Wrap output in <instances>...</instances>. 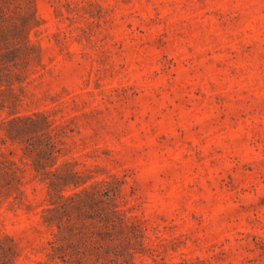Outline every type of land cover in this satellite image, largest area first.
<instances>
[{
	"label": "rangeland",
	"instance_id": "1",
	"mask_svg": "<svg viewBox=\"0 0 264 264\" xmlns=\"http://www.w3.org/2000/svg\"><path fill=\"white\" fill-rule=\"evenodd\" d=\"M0 264H264V0H0Z\"/></svg>",
	"mask_w": 264,
	"mask_h": 264
}]
</instances>
